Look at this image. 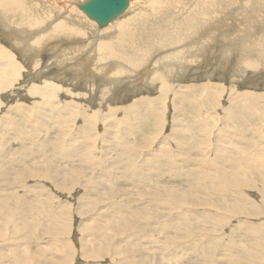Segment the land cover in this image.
<instances>
[{"label":"rangeland","instance_id":"rangeland-1","mask_svg":"<svg viewBox=\"0 0 264 264\" xmlns=\"http://www.w3.org/2000/svg\"><path fill=\"white\" fill-rule=\"evenodd\" d=\"M137 1L136 7L141 4ZM127 15H120L118 19ZM219 18L222 19L221 14ZM258 24L261 25V17ZM94 29L98 30L96 25ZM4 38L0 37V43L11 46ZM92 38L96 44L94 35ZM142 40L144 38L135 42L140 45ZM26 49L24 46L14 50V59L23 68L21 75L18 72L9 75L6 73L9 68H6L0 77V261L11 264L14 255L19 260L25 245L32 248L41 245V257L38 258L43 264L46 261L49 264H162L166 256L168 264H264V80L253 79L247 84L238 82L236 86L241 92L232 101L234 95H228L229 81L217 75H206L205 79L195 73L193 77L186 73L180 78L171 76L170 82H179L184 94H195L197 91L189 84L208 79L224 90L213 102L190 106L189 100L182 104L176 116L178 121L172 120L171 93L168 98L165 96L164 102L161 101L160 110L158 107L156 110L139 108L137 113L122 117L123 111L118 114L105 111L106 105L99 104L96 96L91 100L94 104H90L85 89H78L77 84L73 87L67 84L69 75L62 77L63 82L44 77L46 74L43 73L32 75L27 69L30 66ZM158 49L150 47V52L147 50L150 80L158 71L159 57L165 58L169 47ZM6 60L0 55V64ZM175 64L174 67L180 69L181 62ZM46 68L45 73L56 69L50 65ZM120 70L119 77L136 73L125 64H121ZM58 72L68 74L62 69ZM43 78H49L50 83L60 87L58 96L54 93L43 97L39 90L36 94L30 93L32 85L41 87L45 84ZM96 83L102 87L99 78L93 84L92 92ZM124 87H118L121 91L115 93L114 88L108 87L109 94L106 96L105 93V97L113 107H126L143 95L155 98L159 90L158 86L152 89L149 82L141 83L132 91V87ZM77 91L79 94L86 92L78 95ZM201 95L205 96V93ZM256 96L261 97L260 104ZM66 104H73L74 108L78 105L76 114L68 112L73 108L63 109ZM58 115L66 122L59 123ZM87 115L94 122L91 130L83 125ZM209 127L212 130L208 138L202 130ZM84 132L87 145L93 150L86 162L78 142L74 144L77 155L70 154L73 136ZM221 132L223 136L218 137ZM45 144L46 148L43 147ZM111 146L118 147L112 149ZM246 157L251 164L243 163ZM49 162L52 165H46ZM43 166H48L49 176L47 173L31 175L33 167L42 169ZM164 167L167 173L159 171ZM157 174L161 176L157 178ZM233 177H238L242 185L247 178L251 187L236 194L228 188L226 193L222 192L223 186H229ZM93 179L104 180L112 195L93 186ZM167 190H170L168 194ZM224 203L231 206L229 211L221 210ZM123 219L145 226L128 234L119 224ZM48 222L57 228L54 236L40 232L46 223L49 226ZM26 225L33 229L32 232L36 231L34 236L29 237L24 229L18 238L16 226L22 230ZM111 225L115 230L110 229ZM170 233L166 238L165 235ZM10 238L15 241L5 249ZM162 247L168 248L166 256L159 251Z\"/></svg>","mask_w":264,"mask_h":264},{"label":"bare ground","instance_id":"bare-ground-1","mask_svg":"<svg viewBox=\"0 0 264 264\" xmlns=\"http://www.w3.org/2000/svg\"><path fill=\"white\" fill-rule=\"evenodd\" d=\"M76 1L77 0H0V37L5 36L9 45H11L6 47L0 43V55L4 56L5 60L6 58L10 60H6L4 63L0 64L2 65L0 66V77H3L5 74L6 68H9L6 72L9 75L14 74V72H18L21 75L20 70L23 68H21L18 64L19 62L14 59V50H18L19 47L26 46V51L28 52L27 55L29 57L28 64L30 66L27 67V69L28 71L32 72H30L32 75L35 74L39 76L41 73H43L46 74L44 77H54L52 79H57L62 82L65 81L62 77L66 78V76L69 75L70 78L67 84H70V87H73L75 84H77L78 89H85L87 91L86 94L88 97H90L86 99L89 102L93 99V97L96 96L99 104L103 103L106 105L103 107L105 111H113L116 114H118V111H123L124 115H122V117L137 113L139 108H149L150 110H156L158 107L160 110L161 101L164 102V100H166L165 96L167 97V95L171 93L173 97L172 110L174 114L172 120H177L176 116L179 114L180 106L189 100L191 101L187 103L188 105L200 106L203 103L213 102L215 99L219 98L224 89L220 85L212 83L213 81L211 82L209 79L204 80L206 75L209 77H214L217 75V77L220 79L223 78L226 81L228 80V95H234L231 97L232 101H235L237 98L236 94L241 92L236 86L238 82L247 84L251 80L253 81V79H257L260 82L264 80V19H262L264 18L262 17L264 15V0H139L137 3L141 4H137V7L135 4L136 0H128V7L122 14L124 15L125 13H128V15L122 19H118L122 15L116 17L114 19L115 22L113 20L106 27H104V29L99 28L95 21L90 20L85 15V13L79 9L78 5L80 3H84L85 1ZM56 2L58 6H56ZM219 14L222 15V19L219 18ZM228 14L229 16L225 18V16ZM59 16L61 18H59ZM259 17H261V25L258 24ZM85 18L88 19L86 20ZM228 22L230 23L229 25ZM94 25H96L98 30L94 29ZM222 25L225 26L223 29L221 28ZM242 33L245 35H242ZM237 34L238 36L240 34L242 36L235 37ZM93 35L94 39H96V44H94L92 38ZM96 35H98V37ZM141 38H144V41L142 40L143 43L139 42L140 45L136 44L135 41H140ZM150 47L151 49L152 47L157 49L169 47V49H167L165 52V58L159 57L160 65L157 69L158 71L153 74L151 73V80L150 76L148 75L149 68L147 69V66H150V64H146V60L150 58L148 55L150 52L148 49ZM147 50L149 52H147ZM42 51L46 52L43 55H40ZM24 52L25 51L23 50L21 53ZM48 52L50 53L48 54ZM151 56L153 57V55ZM39 58H41V60H39ZM210 60L214 63H207V61ZM40 61H42V69L38 68ZM175 62H181V66H178L181 70L174 67V65H176ZM121 64H125V67L126 65L131 66L133 68V72H136L133 73L134 76H132L131 73L124 77H119L120 73H122L120 70ZM49 65L54 66L56 69L45 73L43 70L48 69L46 67ZM60 69H62V71L65 70L68 74L60 75L58 72ZM205 69L210 72L206 74L204 71ZM221 70H223V72H221ZM180 72L181 74H179ZM185 73L188 74V77L191 75L193 77L195 73L196 75H199V77L202 75L201 77L204 78L202 83L197 82V84H189L197 91L195 94H184V91L179 88V82L173 81L172 83L169 80V77L171 76H173L172 78L177 76L180 78L181 76L186 75ZM39 78L37 77V79ZM99 78L101 79V84L103 83L102 87L97 86L96 83V85H94L95 89L92 92L93 84ZM43 79L41 82L43 81L45 84L43 86L40 85L41 87L32 85V91L30 93L36 94V92L39 90V94H42L43 97H46L47 95L48 97L53 96L54 93H56L58 96L59 92L57 91H59L58 89H60V87L58 88L53 85L54 83H50V80H48L49 78ZM110 81L115 83L107 84ZM147 82L150 83L152 89H156L158 86L157 88H159V90L158 93L156 92L157 96L155 98H151L148 95H143L141 98L136 99L132 103L126 105V107L125 105L113 107L112 103L109 104V99L105 97V93L106 96L109 94L108 87L114 88V93L117 90L119 92L121 89H125L124 86L127 88L129 87V89L132 87L130 89L132 91L136 89V86ZM118 87L121 89H117ZM43 88L45 89V92ZM74 89L75 88H73V90ZM85 92L82 91L81 93L83 94ZM73 93L74 92H72V94ZM201 93H205V96L201 95ZM80 94L78 92V95ZM251 96H253V94ZM256 97L258 100L257 103L260 104L261 97ZM92 102L94 101H91L90 104H92ZM62 108H73L68 110V112H70L72 115L76 114V111H78V105L77 108L76 106L74 108L73 104H66ZM93 108L95 110V107ZM87 112L92 111L88 110ZM113 112L111 113L113 114ZM94 115L95 114L91 116L95 119L96 117ZM58 116V121H60L59 123L66 122V120L60 118V115ZM87 116L88 118L84 120L83 125L87 126V128H89L88 130H91L94 126V122L90 120L89 115ZM212 125L213 124L211 123L210 127ZM211 130L212 128L202 130V132L209 138ZM222 136L223 132H221L218 137ZM86 140L87 134L84 132L82 134H77V136L74 135L72 138L73 142L70 144V154L71 156H76L78 150L75 149L74 144L78 142V149L80 154L83 155L85 162L87 161L88 157H90L89 154H92L93 152L92 148L87 145ZM205 142H207V140H205ZM114 143L115 142L113 141V144ZM116 145H118V143ZM45 146L46 144L43 145V147ZM119 146L123 149L121 145ZM116 147L111 146L112 149H116ZM37 150L40 151L39 149ZM44 151L42 148L41 153L44 154ZM46 151H48V149ZM128 151L129 150L127 149V153H129ZM247 155L248 154H246V156ZM214 156H216V154ZM182 158L183 160L186 159L185 156ZM195 158L199 159V157ZM243 163L251 164L247 157L244 159ZM46 165L52 164L49 162ZM85 167L88 168L87 165H84L83 168ZM159 171L161 173H167L165 167L164 169L159 168ZM33 173L34 175L42 173H47L46 175L48 176L50 175L48 166H43L42 169L33 167L31 170V175ZM156 176L158 178L161 175L157 174ZM24 178L26 179V176ZM98 179L96 181L93 179L95 182V185L93 186H99L100 188L104 189L105 192H108L109 187L106 186L104 180ZM247 186L251 187V184L247 178L245 185H242L238 177H233L232 183L229 186H223L221 190L222 192H225L226 188H228L236 194L238 191L247 189ZM169 191L170 190H167L166 194H168ZM108 193L110 196L112 195L110 192ZM13 206L14 204L11 207ZM230 209L231 206L224 203V207L221 210L229 211ZM18 221L20 223L21 217L18 219ZM48 223L49 226H47L46 223L40 232L41 234L45 233L54 236L57 233V228L52 223ZM119 224L123 229L128 231H124L128 234H131L133 231L145 226L133 221H129L128 219H123V221L119 222ZM165 226L163 227V230L166 228ZM16 228L17 237L18 235L20 237L24 229L28 233L29 237H33L34 233L36 232H32L33 229L31 230V227L27 225L26 227H23L22 230H20L18 226H16ZM110 229L115 230V226L111 225ZM175 229H177V227H175ZM171 233H173V231ZM171 233L169 235H165V237L169 238ZM140 234L141 233H139V235ZM89 236L91 235L88 234V237ZM94 238L92 237V239ZM14 241L15 238L8 239L4 245L5 249H8V247L11 246ZM63 244H65V242ZM40 247L32 248L29 245H25L20 251L19 260H17L16 256L14 255L11 259V264H43L38 258L41 257L39 255ZM166 250H168V248L162 247L159 249L163 255H165ZM168 260L169 258L166 256V260H164L162 264H168ZM38 261L40 263H38ZM0 264L6 263L4 261H0ZM44 264H49V262L46 261Z\"/></svg>","mask_w":264,"mask_h":264},{"label":"water","instance_id":"water-1","mask_svg":"<svg viewBox=\"0 0 264 264\" xmlns=\"http://www.w3.org/2000/svg\"><path fill=\"white\" fill-rule=\"evenodd\" d=\"M79 9L99 28L106 27L128 7V0H87L78 5Z\"/></svg>","mask_w":264,"mask_h":264}]
</instances>
